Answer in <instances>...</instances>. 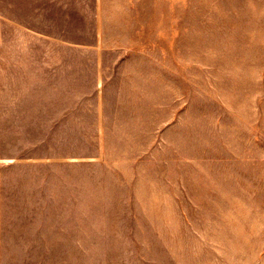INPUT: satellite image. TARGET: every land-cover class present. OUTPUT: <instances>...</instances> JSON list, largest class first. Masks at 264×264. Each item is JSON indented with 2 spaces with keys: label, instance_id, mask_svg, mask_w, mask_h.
Returning <instances> with one entry per match:
<instances>
[{
  "label": "rangeland",
  "instance_id": "obj_1",
  "mask_svg": "<svg viewBox=\"0 0 264 264\" xmlns=\"http://www.w3.org/2000/svg\"><path fill=\"white\" fill-rule=\"evenodd\" d=\"M95 2L0 0V264H264V0Z\"/></svg>",
  "mask_w": 264,
  "mask_h": 264
},
{
  "label": "crops",
  "instance_id": "obj_2",
  "mask_svg": "<svg viewBox=\"0 0 264 264\" xmlns=\"http://www.w3.org/2000/svg\"><path fill=\"white\" fill-rule=\"evenodd\" d=\"M63 0H25V15L26 17H31L34 16L36 17L37 15L39 17L42 16V19L40 18L41 21H43V23H45V20L51 19V21L55 20L57 23H63L64 21H66V18H64V13L65 12L64 9H69V8H73L75 10L76 13L74 14H67V17H70L71 19V24L70 27L67 28L70 31H60V35H52L51 33L45 32V31H40L39 29H36L35 27H30L29 25L26 26L27 28V32L30 33H34V34H38V35H43L46 37L51 38V40H57L58 41H62V42H70L71 39H76L77 35L80 34V30L78 28H80L82 21H81V15L77 16V12L79 7L77 6L79 1L81 3V0H65V2H62ZM95 6H96V12H98V14L96 15V26L93 29V36L94 39L96 40V47L98 48L99 46V38H100V26H99V16H100V11L99 10V0H95ZM14 3V2H13ZM55 8L53 11L52 9ZM27 20V19H26ZM12 21V20H11ZM59 21V22H58ZM61 25V24H60ZM58 28V27H57ZM64 29V26H63ZM59 30V29H58ZM65 32V33H63ZM90 33V32H89ZM74 42V41H73ZM76 43L74 44H70L69 46H74ZM77 45V44H76ZM64 61H75L73 58H67L64 57L63 58ZM65 62V63H67ZM76 64V63H73Z\"/></svg>",
  "mask_w": 264,
  "mask_h": 264
}]
</instances>
